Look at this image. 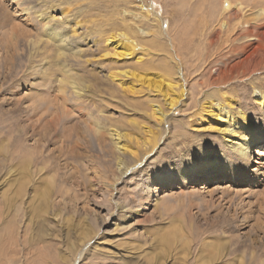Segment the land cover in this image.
Listing matches in <instances>:
<instances>
[{"label":"rangeland","instance_id":"1","mask_svg":"<svg viewBox=\"0 0 264 264\" xmlns=\"http://www.w3.org/2000/svg\"><path fill=\"white\" fill-rule=\"evenodd\" d=\"M52 5L50 28L65 33L66 45L49 40L39 17ZM124 31L135 39V58L108 62L103 56L113 46L107 37ZM158 67L171 69L185 97L173 114L167 112L157 150L139 168L128 157L129 170L122 172V154L109 133L141 135L137 123L146 125L150 118L135 105L155 98L146 90H123L108 76L147 69L165 74ZM226 78L231 84L217 85ZM133 80L124 79L126 86ZM73 81L85 87L83 97ZM256 91L264 94V0H0V264H7L12 240L29 241L28 207L46 197L45 219L60 238L51 254L62 259L67 242L77 249L72 264H264V144L240 177L213 173L209 181L197 174L165 186L151 183L164 171L170 181L169 174L199 149H227L218 134L194 127L202 103L231 97L239 102L235 109L246 108L255 127L264 130ZM40 104L44 120L51 113L62 117L72 141L63 138L53 148L61 153L55 165L34 162L26 177V155L51 148L33 134L40 131ZM96 122L104 132V151L92 131ZM24 184V195H17ZM12 217L18 220L15 238L5 231ZM31 248L30 255L19 248L15 263L31 259L37 249Z\"/></svg>","mask_w":264,"mask_h":264},{"label":"bare ground","instance_id":"2","mask_svg":"<svg viewBox=\"0 0 264 264\" xmlns=\"http://www.w3.org/2000/svg\"><path fill=\"white\" fill-rule=\"evenodd\" d=\"M53 6L54 5H52V7H49V13H44L39 17L42 19V22L46 25V30H45L46 36L49 38L50 41L56 42V44H58L57 46H60V44L65 43V40L63 39L66 36H64L65 33H62L61 36L60 34L56 35V33L53 32L52 28H50V24L55 21V18L51 15V11L55 7ZM229 8H230V3L227 4L225 10H228ZM66 14L64 13L65 16ZM141 17L143 18L144 16L141 15ZM154 33L150 32L151 35H154ZM76 35H77V29L74 28L72 31V36H76ZM131 35L132 34L125 31L116 34L112 33L111 35H109L106 39V42L108 45L113 46L112 48L113 51L111 53L105 54L103 57L108 62H113L116 64H123L125 62L132 61L135 58L134 56V54L136 53L135 45L137 44H135L136 43L135 39ZM153 45L157 46L156 44ZM247 61L248 60L243 61V64H246ZM148 67L150 69V66ZM149 69L142 70V72L129 71V70L124 72H116V73L112 72L108 76V78L112 82L114 83L117 82L123 88V90L128 89L129 92L134 95L140 94L142 93L143 90H146L149 96L155 98V99L150 98L147 105H143L142 101H140V104L135 105V108L139 112L149 113L150 122L148 124L146 123V125H143L142 122L137 123L138 124L137 126L142 131L141 135L132 138L130 134L122 133V131L118 129L112 130L109 133L113 142L114 150L122 154V157H120L121 155L118 157V166L120 168L124 166V169L121 170L122 172L124 170H129L127 165L128 157L131 160H133V162L135 163L134 168H139L140 166H142V161L146 157H149V155L153 151L157 150V147L160 141L162 140L160 132L162 131L164 124L168 123V119H169L168 113L172 112L173 114L176 108L178 107V104L182 102L185 97V88L181 83H179L175 78H173V76L171 75L172 74L171 69L167 70L158 67V69H161L163 72H165V74L163 73L160 75L152 74L151 73L153 72L152 69L151 72L148 71ZM176 75L179 76L178 71L176 72ZM129 77L134 79L133 81L135 83H131L130 86L127 87L126 86L127 80L125 82L124 79H128ZM70 78L72 77L68 75L63 80L64 81L69 80ZM228 80L229 81H225V82L221 80L217 85L221 86L225 84H231L230 79ZM70 84L72 85L73 90L76 92L78 96L83 97L85 95V92L83 91L85 87H83L82 85H77L75 81L70 82ZM136 85H139V87L141 88L136 89L137 87ZM158 97H161V99L163 100L164 102L163 106H161ZM253 99L256 101L258 106L264 108L263 93L256 91L255 95H253ZM237 105H239V102L233 100L231 97L228 96H223L222 99L219 100V102L215 100L211 102L202 103L200 105L201 108L199 111V118L197 124L195 123L194 126L197 127L198 131L202 130V131H208L212 134H216V135L218 134V136L224 140V144L227 146V149L213 148L210 149V151L206 149H199L197 150V154H194L188 163L179 166L178 167L179 169L176 170L174 174L172 175L169 174V177H171L170 181H168L167 179L168 173L164 171L161 174H157L151 180V183H156V184L159 183V185L165 186L168 183H175L178 179L182 180L187 175H190L191 178V176L197 174L203 175L204 178L209 181L211 179L210 176L213 175V173L215 174L221 173V176L227 177L228 180L230 176L240 177L244 175L243 173L246 172L248 165L252 162V156L257 153L256 148H258V146L260 147L261 144H264V130L255 127L254 123L251 121V118L248 115V111L245 110L246 108L244 109L241 108L239 111H237L235 109ZM41 106L44 105L40 104L36 107L39 113V117L37 118L36 122L38 123L37 125L40 131L38 132L33 131V134H39L42 140L48 144V148L51 147L50 149L52 150H54L53 148L58 143L62 142L63 138H65L70 143L72 141V134L69 131H67L65 121L61 119L62 117L60 115L51 113L48 116L49 119L44 120L43 115L45 114V111ZM164 108H166V110ZM44 109L48 110V108L46 107H44ZM65 109L66 107L64 106L63 111H65ZM146 110H148L149 112H146ZM79 111L80 113H83L84 109L81 108V110ZM62 116L65 115L62 114ZM153 124L155 125L153 126ZM92 126L94 127V129L92 130L95 135L94 138L98 141L101 150L104 151L106 148L104 145V143H106L104 132L102 131V128L98 122L93 123ZM258 126L261 127L260 125ZM28 132L30 131H27L26 133ZM88 137L89 136L87 134V137H85V139H87ZM74 143L79 144L80 140H76L74 141ZM74 143L72 145L69 144V149H68L69 152H74L76 145ZM50 149H44L40 154L36 156H34L32 152H29V154L26 155L23 161V165L27 170V172L24 171L23 174L26 173V177H29L30 175L27 168L31 167V164H33L34 162L44 163L46 161L47 164L48 162L53 164L57 162V160L60 158L61 155L59 149H55L54 151ZM49 152L50 154L48 155ZM76 159H78V157ZM226 161L230 163L229 166L225 165ZM11 173H13V171H11ZM123 174L124 173H122V175ZM26 186L27 185L25 184L23 185V187L20 186L16 194L19 196L24 195ZM45 196H47L46 192H44V194H42V196L40 197H45ZM46 198H42V199L37 198V201L39 202L37 204L32 202L33 203L32 206L28 207V210L26 209L27 214L29 216V221L33 226L32 227L33 234L30 237L29 241L27 240L28 238H25L23 240L21 239L19 245L15 241L13 242L12 240V244L10 246L11 253L7 258V264H17L15 263L16 262L15 257L17 256V254H19L18 253L19 248L22 249L24 255L26 252L27 255L32 254V252L31 253L29 252V250L32 249L31 247H33L34 249L37 248L35 249L36 252L33 253L31 259H26V261H24L23 264H72L73 259L70 256H74V254L77 252L76 251L77 249L75 250L73 245L72 246L70 245L68 247L67 242L63 243L64 250H63V254L61 255L62 259L55 257L53 255L54 253L51 254V252L53 251L52 245H55L54 241H59L58 239L60 238L56 232L52 231L49 228L48 223L45 219L47 212H49L47 210L49 209L48 203L50 201L49 200L48 202L47 201L45 202ZM17 227H18V220L15 217H12L7 223L6 230L5 229L4 230L9 235H11V238H13L14 235H17ZM27 230L29 229L27 228ZM65 253L66 254L69 253L70 255L66 256Z\"/></svg>","mask_w":264,"mask_h":264}]
</instances>
